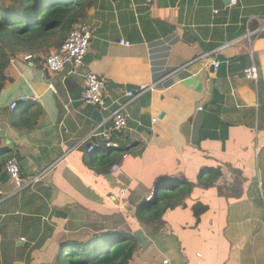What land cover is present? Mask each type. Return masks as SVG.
<instances>
[{"label":"crops","instance_id":"1","mask_svg":"<svg viewBox=\"0 0 264 264\" xmlns=\"http://www.w3.org/2000/svg\"><path fill=\"white\" fill-rule=\"evenodd\" d=\"M83 1L91 40L77 73L24 58L6 73L0 147L10 148L25 184L39 179L0 199V247L13 242L26 256L45 235L57 241L82 233L74 226L107 227L104 216L139 205L160 177L196 183L214 169L215 187L193 191L209 205L198 224L185 205L155 234L123 214L138 230L140 249L129 264H264V0ZM252 65L256 83L244 76ZM89 72L105 80L103 108L81 101ZM151 83L154 91L124 97ZM22 96L33 101L18 104L15 128L9 107ZM122 103L127 129L113 132L111 143L128 153L117 172L97 173L85 155L103 146L100 135ZM1 187L13 190L9 181ZM52 210L66 217L49 218Z\"/></svg>","mask_w":264,"mask_h":264},{"label":"trees","instance_id":"2","mask_svg":"<svg viewBox=\"0 0 264 264\" xmlns=\"http://www.w3.org/2000/svg\"><path fill=\"white\" fill-rule=\"evenodd\" d=\"M86 17L83 0H0V92L12 81L6 73L16 61L29 56L27 61L33 65L42 63L40 53L55 43L59 48L65 35L74 26L84 25ZM20 111L17 106L10 115L11 125L15 128ZM102 148L101 145L95 146L89 151L100 152L98 157L89 158L88 153L84 158V162L95 167L97 173L109 172L128 153L118 148L107 151ZM12 157L8 146L0 147V189L8 182L5 166ZM207 170L210 175L200 176L196 183L188 181L185 176L160 177L150 201L144 200L137 206L128 205L129 216L141 224L145 233L155 234L171 210L185 205L198 224L209 205L194 199L193 191L214 188L221 176L219 170ZM122 210L127 213L124 207ZM51 217L64 219L66 216L52 210ZM83 227L74 226V230H83L82 233L66 239L55 241L52 234L41 237L26 256L23 247L13 242L3 243L0 264H22L24 257V264H129L136 259L140 247L138 230L132 224L107 228L99 222H90Z\"/></svg>","mask_w":264,"mask_h":264},{"label":"built area","instance_id":"3","mask_svg":"<svg viewBox=\"0 0 264 264\" xmlns=\"http://www.w3.org/2000/svg\"><path fill=\"white\" fill-rule=\"evenodd\" d=\"M227 1V5L235 6L238 4L239 0H223ZM91 40V31L86 25H76L74 26L65 36L64 40L60 44L57 51L46 55L42 59V64L44 69H47L51 72H59L64 67H70L72 73H77L79 68L82 66L83 61L89 51ZM120 45L129 46V43L124 41L119 42ZM205 56H202L203 58ZM29 56H25L24 60L29 59ZM209 65L214 69H217L218 63L214 60L209 61ZM245 79L252 81L254 83L258 80V71L254 65L250 68H247L244 71ZM83 84L84 90L82 93L81 101L87 105H96L104 107L103 102V93L105 92V80L104 78L97 76L94 73H85L83 75ZM158 83H151L149 85H141L135 91L127 90L124 92V97L126 99L133 100L134 98L143 95L146 92H152L156 89ZM30 99L29 97L22 96L17 101L10 104V110H14L20 102H27ZM126 103L118 104L117 109L113 111L110 116L111 124L110 126L101 133L103 144V150L107 151L109 149L118 148L115 144L111 143V134L113 132L120 133L127 129V119L126 115L123 113ZM156 120L153 119L152 123H155ZM98 128H95L92 132L96 133ZM152 127L149 128V131L152 132ZM112 170L115 172L118 171V166L112 167ZM5 171L8 177V181L11 182L13 190L11 192L0 191V196L3 199H7L15 194H18L25 187L35 183L39 179V175H35L29 183H24L22 179V171L17 165L16 161L11 159L6 163ZM154 195V190L147 195L146 201H150ZM1 198V199H2ZM23 241L24 239H20ZM163 264H168V261H164Z\"/></svg>","mask_w":264,"mask_h":264},{"label":"rangeland","instance_id":"4","mask_svg":"<svg viewBox=\"0 0 264 264\" xmlns=\"http://www.w3.org/2000/svg\"><path fill=\"white\" fill-rule=\"evenodd\" d=\"M100 152L94 153V157H98V155H100ZM123 210H121V212H118L116 215L114 216H110V217H106L104 216V223L106 224V226L108 228L110 227H120L122 226L124 223H127L125 221V217L123 216L124 212H122ZM111 225V226H110ZM81 240H83V238H81ZM86 240V239H85ZM84 241V240H83ZM2 247H0V261H1V257H2Z\"/></svg>","mask_w":264,"mask_h":264},{"label":"water","instance_id":"5","mask_svg":"<svg viewBox=\"0 0 264 264\" xmlns=\"http://www.w3.org/2000/svg\"><path fill=\"white\" fill-rule=\"evenodd\" d=\"M227 4V1H224ZM94 153H89V158H91L93 156ZM20 243V242H18Z\"/></svg>","mask_w":264,"mask_h":264},{"label":"clouds","instance_id":"6","mask_svg":"<svg viewBox=\"0 0 264 264\" xmlns=\"http://www.w3.org/2000/svg\"><path fill=\"white\" fill-rule=\"evenodd\" d=\"M117 149V148H116ZM156 188V187H155ZM154 191H155V189H154ZM154 196V195H153ZM146 200V199H145Z\"/></svg>","mask_w":264,"mask_h":264}]
</instances>
